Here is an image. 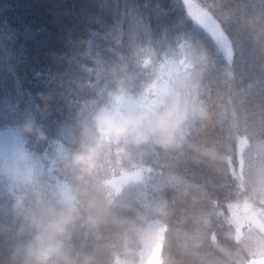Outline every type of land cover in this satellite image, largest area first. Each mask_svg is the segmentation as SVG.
<instances>
[{
    "label": "trees",
    "instance_id": "16d2710c",
    "mask_svg": "<svg viewBox=\"0 0 264 264\" xmlns=\"http://www.w3.org/2000/svg\"><path fill=\"white\" fill-rule=\"evenodd\" d=\"M187 60L190 105L178 147L149 143L119 164L106 153L89 183L95 190L103 182L112 218L99 239L74 229L69 248L107 264L109 245L135 252L136 226L159 222L169 264L264 262V225L233 219L249 209L264 217V204L254 203L264 196V0H0V132H16L35 158L21 179L0 161V264L29 235L23 217L42 212L32 186L45 182L47 202L71 180L61 159L79 148L116 80L125 79L143 110L165 71Z\"/></svg>",
    "mask_w": 264,
    "mask_h": 264
},
{
    "label": "clouds",
    "instance_id": "9594fccd",
    "mask_svg": "<svg viewBox=\"0 0 264 264\" xmlns=\"http://www.w3.org/2000/svg\"><path fill=\"white\" fill-rule=\"evenodd\" d=\"M120 71L127 72V65H121ZM108 97L92 115V129L82 132L79 148L61 159L62 171L71 180L56 186L47 202L42 201L40 190L45 182L32 186V197L42 206V212L23 217L29 235L12 246L8 264H97L94 252L73 254L68 241L77 227L99 239V229L112 218L113 200L103 196V182L95 190L89 183L103 167L105 154L111 152L119 164L129 158L130 149L149 143L165 149L178 147L177 121L172 118L171 111L135 110L140 100L130 97L124 78L116 80ZM23 131L31 133L32 124H26ZM40 139L44 137L41 135ZM254 203L264 204V196ZM20 207V201L13 205L14 210ZM124 223L121 221V225ZM133 235L136 251L129 243L109 245L107 264H153L156 259L159 264H169L158 234L150 236L143 225H137ZM156 245L160 246L159 257L155 254Z\"/></svg>",
    "mask_w": 264,
    "mask_h": 264
},
{
    "label": "rangeland",
    "instance_id": "374dc122",
    "mask_svg": "<svg viewBox=\"0 0 264 264\" xmlns=\"http://www.w3.org/2000/svg\"><path fill=\"white\" fill-rule=\"evenodd\" d=\"M193 9L195 13L199 12L197 6L194 5ZM188 12L192 13L190 7ZM203 20L204 18L200 22L202 23ZM188 62L189 60L182 61L181 66L165 72L156 90L152 92L151 100L145 106L149 109L154 108L157 112L171 111L172 118L177 121V124L185 116L188 104L190 105L191 76L186 68ZM0 161L16 179L27 177L33 172L35 166V158L24 151L18 134L11 130L0 132ZM233 219L235 225L242 226L249 223L252 229H261L264 225V217L254 209L244 212L234 210ZM151 229L154 235L158 234L160 237L163 226L155 223ZM158 262L159 259H156L153 264H158Z\"/></svg>",
    "mask_w": 264,
    "mask_h": 264
},
{
    "label": "bare ground",
    "instance_id": "6f19581e",
    "mask_svg": "<svg viewBox=\"0 0 264 264\" xmlns=\"http://www.w3.org/2000/svg\"><path fill=\"white\" fill-rule=\"evenodd\" d=\"M159 239H160V237H159ZM159 249H160V246L157 245L156 248H155V254H156L157 257L159 255Z\"/></svg>",
    "mask_w": 264,
    "mask_h": 264
}]
</instances>
